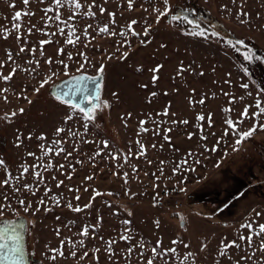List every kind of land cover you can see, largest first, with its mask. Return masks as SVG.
Instances as JSON below:
<instances>
[{
    "label": "rangeland",
    "instance_id": "obj_1",
    "mask_svg": "<svg viewBox=\"0 0 264 264\" xmlns=\"http://www.w3.org/2000/svg\"><path fill=\"white\" fill-rule=\"evenodd\" d=\"M50 2L31 0L25 6L23 0H0V28L10 32L7 40L0 35V63L4 65L0 73L7 76L13 67H17L10 82L0 80V89H7L6 92H0V117H10L7 122L0 119V160H3L13 176L19 175L21 166L28 167L29 173L19 184L33 185L35 191V194L24 190L15 193L10 187L0 186V203H4L2 196L7 193L10 208L5 211L4 218H21L25 223V248L31 264H53L49 259L52 255L50 249L60 248L61 241H65V258L58 257L55 264H96L93 253L97 248L100 249L97 253L99 264H147V259L153 256L152 247L156 246L158 240L162 241V249L176 248L177 252L166 258L157 257L154 264H237L240 257L252 251L246 242L239 240V235L249 234L241 225L251 222L258 229V225L264 224V130H257L252 137L235 145L237 137L230 130L228 135L224 134L227 128L225 120H239L245 105L251 106L249 114L256 112L257 99L264 105V93L260 92L264 86V61L248 62L243 59L246 50L257 57H264V0H237L236 4L232 0H169L170 14H185L186 8H193L198 16L202 14L211 18L219 36L211 37L212 32H209L210 39L183 35L184 27L191 31V26L171 22L167 17L157 24L153 8L163 11L162 0H151L150 3L148 0H133L131 11L128 9V0H108L107 3L105 0H95L96 7L92 9L95 19L77 15L69 24L73 32L66 29L64 35L53 24L46 31L56 35L49 37L41 35L37 29L44 28L46 17L43 9ZM79 2L84 6L82 11L88 12L87 6L93 0ZM10 4H15V8L10 7ZM241 4L243 10L250 14L249 23L241 24L240 17L236 15ZM100 5L106 9L103 15L99 11ZM221 5H227L230 11L222 10ZM16 11L35 14L22 15V39L19 44L17 33L12 31ZM72 13L71 6L60 9L62 20H67ZM108 13H115L114 25ZM145 18L151 26V33L148 37L141 35V38L150 42L141 46L140 39L129 32L128 40L132 46L120 47L117 51L118 44L123 43L119 35L121 28L128 31L129 22L135 20L138 23L132 25V29L143 34ZM196 22L202 24L201 20ZM89 24L93 27L88 29V40H85L84 29ZM104 24L117 35L99 34L97 27ZM28 28H33L31 35L27 33ZM76 36L79 37L78 43ZM70 37L74 47L67 42ZM230 38L244 41L243 45L237 46L240 51L232 47ZM45 39L53 42L44 45L42 57L39 42ZM24 40L29 41L27 51L17 56ZM161 44L166 47L162 48ZM33 45L37 48L34 58L29 54ZM59 48L64 50L63 56L57 55ZM9 49L13 53L14 64L8 60ZM123 52L129 53L126 60L120 58ZM68 53L72 54L73 59H68ZM79 53L85 54L88 59L83 73L96 75L97 68L101 64L105 66L100 96L101 101H107L110 105L96 114L95 126H90L86 135L82 119L64 124L69 108L60 104L50 89L55 82L67 76L61 65L54 62L49 67L45 63L48 57L53 61L62 59L69 65V74H77V68L85 63ZM109 56L116 58L109 59ZM33 59L40 62L38 68L35 63L31 66L25 63ZM181 61L185 68L191 65L195 71H185L182 76H177ZM158 64L164 67L158 73L160 79L153 86L149 69ZM29 67L35 70V74L22 71ZM137 68L142 71H135ZM201 71L203 76L198 74ZM52 73L57 75L52 76L38 93L34 92L40 81ZM241 83H248L249 89H242ZM141 84L148 87L141 88ZM114 92L118 98L113 96ZM152 92L157 95L151 97ZM248 92L252 95L249 96ZM24 96L32 103L23 99ZM202 97L204 103L200 104L198 102ZM232 98H235V103L229 102ZM20 108L24 109L22 115L19 113ZM166 109L167 116L157 115ZM12 112L17 115L11 117ZM128 113L132 114L131 118H128ZM198 115H203L205 119L199 120ZM121 117L125 118L127 126ZM142 120L147 121L143 126L148 130L146 132L141 130L139 121ZM185 120L187 124L181 123ZM254 123L259 129V124H264V115L258 121L249 118L237 128L241 132L247 131ZM59 127L70 128L78 135L72 138L65 131L56 137L54 133ZM17 129L23 134V144L19 148L15 146ZM29 133L33 136L31 140L27 138ZM41 133L47 138L43 141L45 149L54 140L60 139L71 156L65 159V153L56 155L52 152L40 161L29 156L30 152L35 153L36 157L41 156L42 142L36 139ZM165 136L168 140H165ZM205 136L207 139H202ZM84 140L96 143H84ZM105 140L109 143L106 152L117 153L118 158L114 160L105 154L94 161L90 159L98 149L103 148ZM137 140L145 149V154L139 157ZM213 146L217 147L216 152L205 151V148L211 149ZM74 147L79 151H74ZM233 147L238 150L234 152ZM129 152L131 156L125 164L124 155ZM189 153L192 154L191 158ZM185 160L187 164L174 173L173 169ZM196 160H200V163H194ZM161 161L164 163L161 164ZM217 161L221 162L220 168L214 166ZM37 164L50 165L47 170L37 169L42 173V181L32 173L31 166ZM60 165H64L62 170ZM124 173H127V183ZM87 176L93 179L86 180ZM5 179V170L0 167V183ZM61 181L63 183L57 187ZM69 188L79 191H69ZM85 188L88 190L85 191ZM46 189L51 190L48 195L45 194ZM94 189L102 195L92 201L90 208L77 213L65 206L71 201L73 208L77 205L83 208L92 199ZM126 190L135 195L126 194ZM157 194L154 202L153 197ZM53 195L61 198L59 207L54 206L51 200ZM77 195L80 197L78 201L75 199ZM18 199L31 204L29 212H24L17 203ZM41 199L46 201L51 210L42 208L33 214ZM175 201H179L181 206H174ZM128 207L130 210H126ZM98 218H101L100 223ZM126 221L131 222L127 226L130 236L128 243L120 240ZM155 221H159V227ZM89 225L96 226L95 231H89L88 237L84 239V247L77 245V258H72L68 239L80 241L82 237L78 233ZM57 229L60 230L59 235ZM109 240L118 241L113 245L116 255L111 260L105 251ZM173 240H182L189 247L186 249L183 244L173 245ZM233 240L240 243L241 248L229 250L231 259L228 256L221 257V241L228 243ZM141 242L144 243L145 256L141 258L140 248L136 247L134 254L127 259L129 244ZM253 243L258 248L260 241L254 238ZM202 244L207 245L203 251ZM85 251L89 253L88 258L78 259ZM188 252L193 256L185 261ZM262 257L264 253L257 251L254 259L241 261V264H257Z\"/></svg>",
    "mask_w": 264,
    "mask_h": 264
},
{
    "label": "snow or ice",
    "instance_id": "obj_2",
    "mask_svg": "<svg viewBox=\"0 0 264 264\" xmlns=\"http://www.w3.org/2000/svg\"><path fill=\"white\" fill-rule=\"evenodd\" d=\"M40 3H45L46 0H39ZM108 0H105V3H107ZM148 2L150 3L151 0H148ZM31 3V0H23V4L25 6H28ZM162 3L164 5V10L160 11L158 8H153V11L156 13V23L159 24L161 22V19L164 17H167L168 20H170L171 22H179L182 24H187L191 26V31H187L185 30L182 34L186 35V36H192V37H198V38H202V39H210L211 37H215L218 34L213 32L211 33V37L208 34V31L206 29H203L199 23L189 19V17L187 15L181 14V13H175V14H170L171 12V7L169 5V0H162ZM233 4L237 3V0H232ZM71 6V8L73 9V13L71 16H69V18L67 20H62L61 19V15H60V9L64 6ZM10 7L15 8V4H10ZM83 5L79 2V0H51L50 4L48 7H45L43 9L44 13H45V25L44 28L42 29H37V31L41 34V35H45V36H55L56 33H49L46 31V29L48 27H51L53 24L56 25L59 33L61 35H64L65 30L67 29V31L69 32H73V29L69 27V24L74 21L77 17V15H80L81 17H87V18H91V19H95V13L92 11V9L94 7H96L95 5V0H93V3L88 5V12H83ZM133 8V0H128V9L129 11H131ZM222 10L224 11H230V9L228 8L227 5H221ZM239 11L236 13V15L238 17H240V23L241 24H245V23H249L250 22V14L248 12H245L243 10V4H241L239 6ZM99 11L101 13V15H103L106 11V9L100 5L99 6ZM145 11H147V9H145ZM22 15L23 16H27V15H35L34 13L31 12H26L23 13L21 11H16L14 13L13 16V26H12V31L16 32V40L17 43L19 44L22 37L20 35V29L22 27V24L20 23L22 20ZM109 17H110V22L111 24H115V13H108ZM259 16V14H257ZM138 21H130L129 25H128V31L124 30V28H121V31L119 33V35L121 36V38L123 39V43L122 44H118L117 46V51H119L120 47H131V42L130 40H128V36H129V32L131 33V35L137 39H140V44L141 46H146L150 41H148L147 39H143L141 38V35H143V37H148L151 33V26L147 23V18H145V26H144V30H143V34L135 32L132 29V25L137 24ZM35 26H33L34 28ZM93 27V25L89 24L86 25L85 29H84V38L85 40H88V29ZM33 28H28L27 29V33L28 35H31L33 32ZM97 32L99 34H108L110 36H115L117 35V33L115 31H110L109 30V26L104 24V25H100L97 27ZM0 35L3 36V38L5 40H7L10 36V32L7 29L4 28H0ZM73 35H75V33H73ZM76 42H79V37L76 36L75 37ZM53 41L51 39H45V40H41L39 42L40 44V55L43 57L44 56V45L46 44H50ZM70 44H73V47L75 46V44L73 43L71 37L69 38V40L67 41ZM29 41L24 40L23 44L19 47V53H16V55L18 56L19 54L22 53H26L27 51V45H28ZM244 41L243 40H237L235 41V43L232 45V47H234L237 51H240L239 47H237L238 45H243ZM161 47H166V45L161 44ZM37 51V48L35 45H33L31 51H30V55L33 56V58L35 57V53ZM7 54H8V60L11 63H15L14 58H13V53L11 52V50H7ZM57 55L58 56H63L64 55V50L62 48H59L57 50ZM68 59L71 60L73 59L72 54L68 53ZM79 56H81L84 59V64H80V66L77 68V72L81 73L80 75H70L68 72V68L69 65L67 63H65L62 59L61 60H57V61H53V59L51 57H48L45 60V63H47L49 65V67L55 62L59 65H61L64 69V74L66 76H69L70 78L66 81L63 82L62 85H57L55 86L56 89L59 90H54L53 91V95L54 98L62 105H66L69 108V112L68 114L65 116L64 119V124L67 125L69 121H73L74 119H82L84 121V131H85V135L88 133L90 126L94 127V120H95V116L99 111H102L103 108L106 107H110V105L108 104L107 101H101V81L103 80V74H104V69L105 66L103 64H101L99 66V68H97V75L96 76H89V75H85L83 74V69L86 63H88V59L85 56V54L83 53H79ZM129 53L128 52H123L121 54V60H126L128 58ZM109 59H114L116 58L115 56H109ZM243 59L245 61L248 62H252L254 60H261L264 61V57H257L255 53L251 52L250 50H246L244 55H243ZM25 63L29 64L30 66L35 63L36 67H39V61L38 60H29V61H25ZM4 65L2 63H0V68H3ZM164 66L161 64L156 65L155 67L149 69V71L152 73V77H151V82L153 84V86H155L158 82V80L160 79L158 73L160 72V70L163 68ZM214 70V69H213ZM22 71L29 73V74H35V70L32 69L31 67L26 68V69H22ZM135 71L140 72L142 71L141 68H137L135 69ZM185 71H191L194 72L195 70L192 69L191 65H189L187 68H185V66L183 65V62L181 61L180 66L177 68V76H182L183 73ZM17 72V67H13L12 71L7 75L4 76L2 75V73H0V80L4 81L5 83H8L11 81L12 77L15 75V73ZM200 76H203L204 73L201 71L198 73ZM57 75V73H52L51 76H48L46 79L40 81L39 83V87L35 88L33 91L34 92H39L40 89L44 88L45 85L47 83L50 82V80L52 79V76ZM229 76L231 75L230 73L228 74ZM215 83V81H214ZM226 83H230V81H226ZM139 87L141 88H147L148 85L146 84H141L139 85ZM240 87L244 90H248L249 89V84L248 83H241ZM7 89H0V92H6ZM195 90H193L194 92ZM260 92L264 93V86H262L260 88ZM157 95L156 92H152L150 93L151 97H155ZM224 95H228V93H224ZM248 95L251 96V92H248ZM114 97L118 98V94L117 93H113ZM5 101L7 102V97L5 96ZM19 98V97H18ZM23 99L27 100V102L29 104L32 103V101L30 99H28L27 96H24ZM241 100H243V97H240ZM149 103L151 102V100L148 101ZM230 103H235V98H232L230 101ZM190 103H193L190 100ZM200 104L204 103V98L202 97L201 100L198 102ZM102 105V107H101ZM251 106L250 105H245L244 110L242 111V113L240 114V118L237 121H233L231 119H227L225 120V124L227 126L226 130H225V135L229 134V130L232 132L233 135H235L237 138L235 140V145H240L243 141L247 140L248 138L252 137L255 132L257 130H264V124H259V129L256 123H254L252 125V127H250L247 131H239L237 128V125L239 124H243L245 122V120L249 119V118H253L255 120H259L261 115H264V105L261 104L260 99L256 100L255 103V108L257 109L256 112H253L251 114H249V108ZM228 111H231V109H228ZM19 113L22 115L24 113V109L20 108L19 109ZM17 115L16 112H12L11 113V117H15ZM131 113H128V118H131ZM157 115H163V116H167L168 112L167 109L163 112V113H157ZM211 117V114H209V118ZM0 119H3L4 121H9L10 117L8 115H4L2 117H0ZM122 120H124L125 122V126H127V121L125 120L124 117H121ZM198 119L203 121L205 119V117L203 115H198ZM154 123H157L155 121H153ZM147 123V121H139V124L141 126V130L142 131H148L146 128H144L143 126ZM181 123L187 124L188 121H182ZM157 127H159V124L157 123ZM67 131L69 133V135L72 138H75L78 133L77 132H73L70 128L66 129L64 127H59L55 130L54 135L56 137H60L62 132ZM170 131V129H169ZM157 134H159L157 132ZM29 140H31L33 138L32 134L29 133L28 137ZM165 140H168V137L165 136L164 137ZM189 138H191V134L189 136ZM37 140L41 141L42 143L40 144V148H41V156L40 157H36L35 153H28L29 156L34 157L35 159H37L38 161L42 160L45 156H48L49 153L55 152L56 155H59L60 153H65V159H67L68 157L71 156V153H67L66 150L64 149V147L62 146V141L60 139H56L52 142L51 145L47 146V149H45V145L43 143V141H45L47 138L46 136L41 133L39 136L36 137ZM202 139L206 140L207 137H202ZM84 143H96V141H88V140H84ZM23 144V134L19 132V130L17 129V136H16V144L15 146L17 148L21 147ZM220 144V141H217V145ZM137 145L138 148L140 149V151L138 152V157L141 155L145 154V149L144 146L140 143L139 140H137ZM153 147H155V145H153ZM109 148V143L107 140L103 141V148L102 149H98V151L95 153V155L90 158L93 161L95 160L96 157L98 156H102L105 155L111 159H117L118 158V154L114 153V152H106V150ZM74 151H79V149L77 148H73ZM234 152L237 151L238 149L236 147H233L232 149ZM205 151H211V152H216L217 151V147L213 146L211 149L205 148ZM191 153H189V158H191ZM225 156L227 155V153L224 154ZM131 156V152H129L128 154L124 155V163L127 164L128 160ZM223 159V157H222ZM79 163H82V161H80ZM164 162L161 161V164H163ZM194 163L199 164L200 160H196L194 161ZM187 164V160L181 162L177 168L173 169V172L175 173L178 168H182L184 167V165ZM50 165H44V164H37V165H32L31 169H32V173L34 175V177L39 178L40 181H42V173L37 171L38 168H43L44 170H47L49 168ZM216 168H220L221 167V162L217 161L214 165ZM0 167H3L5 170V174H6V179L0 183V186H7L13 189V191L15 193H19L21 190L24 191H28V192H32V194H35L33 185L30 184H19V181L23 180L26 175L29 173V168L28 167H24L21 166V171L19 173V175L17 176H13V174L10 172V170L7 169L6 165L4 164L3 160H0ZM59 168L62 170L64 168V165H60ZM191 171H195L194 168H190ZM133 171H137V169H133ZM116 174V173H114ZM124 179H125V183H127V173H124ZM68 179H71V176L67 177ZM86 180H91L93 179L92 176H87L85 177ZM14 181L16 183H14ZM63 183V181H61L60 183L57 184V187H60L61 184ZM158 186V185H157ZM88 189L85 188V191H87ZM50 189H46L45 190V194L48 195V193H50ZM69 191H76L78 192L79 189H72L69 188ZM180 191H184V189H180ZM93 197L92 199L89 201L88 204L84 205L83 208H81L79 205H77L75 208L72 207L71 201H69L67 203V205H65L66 207L70 208L72 211L80 213L82 212L84 209L90 208L92 205V201L98 197L101 196L102 193H100L98 190H93ZM126 194L128 195H132L134 196L135 194H131L130 190H126ZM168 193L166 192L165 195H167ZM108 195H113V193H108ZM158 194L157 196L153 197L154 202L157 200ZM2 199L4 201V203H0V264H28L27 261V256H26V250H25V239H24V235L25 232L27 231L26 227H25V223L21 222V218H18L16 220H9V219H5L4 218V213L6 210H8L10 208V202H9V196L7 195V193L3 194ZM75 199L78 201L80 199L79 195H77L75 197ZM51 200L54 204V206L59 207L61 204V198L60 197H56V196H52ZM17 203L23 208L24 212H29L31 209V204L28 203L26 204L24 199H18ZM154 206L155 203H154ZM43 208V210L45 211H50L51 209L47 207V203L44 199H41L36 208L33 211V214H35V212H39L41 209ZM129 215H131L129 213ZM257 216L260 215L259 212L256 213ZM59 219V218H58ZM101 222V218H98V223ZM130 221H126L125 222V229L124 232H122L120 234V240L124 241L125 243H128L130 240V236H129V229H128V225L130 224ZM156 224L157 227H159V221H155L154 222ZM95 227L93 225H89V226H85L83 229H81L80 233H78L79 236L82 237V239L78 242H74L72 241L70 238L68 239L67 243L68 246L72 249L70 252V255L72 258H77V245H79V247H84V239H86L89 235V231H95ZM242 229H247L249 234L247 236L244 235H239V240L240 241H244L246 242V245L249 249H252V251L245 256L240 257V260L237 261V264H241V261H249L252 260L256 257L257 255V251L264 253V224H260L258 225V229L253 227V224L251 222L247 223V224H243L241 225ZM57 235H59L60 230L57 229ZM255 239H259L260 244L259 247L257 248L256 245L253 243ZM118 241H112L109 240L107 242V248L105 249L106 253L108 254L109 259L111 260L116 253L113 250V245L115 243H117ZM65 241H61V247L58 249H50L52 255L49 257V259L53 262V264H55L56 259L59 258H65V253L63 251V247H64ZM173 245L176 244H183L184 248H188L189 245L185 244L182 240H173L172 241ZM162 245V241L158 240L156 246L152 247V253L153 256L152 258L147 259V264H154V260L157 257H161V258H166L169 255H175L177 252L176 248H168V249H162L161 248ZM136 247L140 248V257L143 258L145 256V252H144V243H138L137 245H131L129 244V247L127 249V259H130L131 256L134 254V250ZM207 248L206 244H202L201 247V251L205 250ZM220 252L219 255L221 257H225L228 256L229 259H231L230 255H228V252L230 249L235 248V249H240L241 248V244L237 243V241L233 240L230 241L228 243H224V241H221V245H220ZM100 251V249H96L95 252L93 253V258L96 261V264H99V257L97 255V253ZM89 253L87 251H85L83 253L82 256L78 257V259L83 260L85 258H88ZM193 254L191 252L187 253V256L184 258L185 261H187V259L189 257H192ZM257 264H264V257H262L259 261H257Z\"/></svg>",
    "mask_w": 264,
    "mask_h": 264
},
{
    "label": "trees",
    "instance_id": "obj_3",
    "mask_svg": "<svg viewBox=\"0 0 264 264\" xmlns=\"http://www.w3.org/2000/svg\"><path fill=\"white\" fill-rule=\"evenodd\" d=\"M184 15H187L189 17V19L193 20V21H197V20H201V27L203 29H206L209 32H215V29H214V25H215V22L211 19V18H207L206 16H202V14L200 16L197 15L196 11L193 10V8H186V11H185V14ZM185 30H188L186 27H184ZM218 34V33H217ZM219 34L215 37L218 38ZM229 42L231 44H234L235 43V40L231 39L229 40ZM126 210H130V208H126Z\"/></svg>",
    "mask_w": 264,
    "mask_h": 264
},
{
    "label": "water",
    "instance_id": "obj_4",
    "mask_svg": "<svg viewBox=\"0 0 264 264\" xmlns=\"http://www.w3.org/2000/svg\"><path fill=\"white\" fill-rule=\"evenodd\" d=\"M81 73H77V74H73V75H80ZM83 74H85V75H89V74H87V73H83ZM97 75V74H96ZM96 75H89V76H96ZM70 77L69 76H67V77H64V78H62V79H60V80H58L57 82H55L52 86H51V94L53 93V91L54 90H59V89H56L55 88V86H57V85H62L63 84V82L64 81H66V80H68ZM101 83H102V81H101ZM100 87H101V84H100ZM53 95V94H52ZM54 96V95H53Z\"/></svg>",
    "mask_w": 264,
    "mask_h": 264
},
{
    "label": "flooded vegetation",
    "instance_id": "obj_5",
    "mask_svg": "<svg viewBox=\"0 0 264 264\" xmlns=\"http://www.w3.org/2000/svg\"><path fill=\"white\" fill-rule=\"evenodd\" d=\"M5 219H8V218H5ZM9 220H16V219H9ZM22 222V221H21ZM25 239V238H24ZM26 250V248H25ZM26 256H27V261H28V264H31V260H30V256H29V253L27 252L26 250Z\"/></svg>",
    "mask_w": 264,
    "mask_h": 264
},
{
    "label": "built area",
    "instance_id": "obj_6",
    "mask_svg": "<svg viewBox=\"0 0 264 264\" xmlns=\"http://www.w3.org/2000/svg\"><path fill=\"white\" fill-rule=\"evenodd\" d=\"M174 206H181V203L179 201H175V205Z\"/></svg>",
    "mask_w": 264,
    "mask_h": 264
}]
</instances>
